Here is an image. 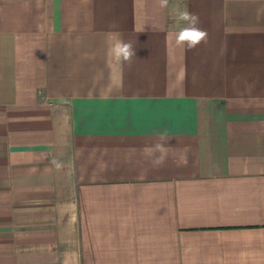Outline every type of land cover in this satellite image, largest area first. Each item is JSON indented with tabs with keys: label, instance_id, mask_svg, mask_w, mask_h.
Listing matches in <instances>:
<instances>
[{
	"label": "crops",
	"instance_id": "crops-1",
	"mask_svg": "<svg viewBox=\"0 0 264 264\" xmlns=\"http://www.w3.org/2000/svg\"><path fill=\"white\" fill-rule=\"evenodd\" d=\"M0 264H264V0H0Z\"/></svg>",
	"mask_w": 264,
	"mask_h": 264
},
{
	"label": "clouds",
	"instance_id": "clouds-1",
	"mask_svg": "<svg viewBox=\"0 0 264 264\" xmlns=\"http://www.w3.org/2000/svg\"><path fill=\"white\" fill-rule=\"evenodd\" d=\"M161 8H168L169 0H159ZM171 14L178 26L175 36V45L177 47H186L188 50L196 48L201 43L208 40V32L199 27V16L188 10L187 6L183 9L175 7L171 10ZM182 24V26H180ZM109 54L121 63L131 65L133 59L136 58L135 46L128 41L117 38L109 49ZM169 138L161 135L159 140L152 147L145 149V154L150 158V162L154 168L162 167L167 159L168 150L165 144ZM51 164L56 169H61L63 164L53 158Z\"/></svg>",
	"mask_w": 264,
	"mask_h": 264
}]
</instances>
